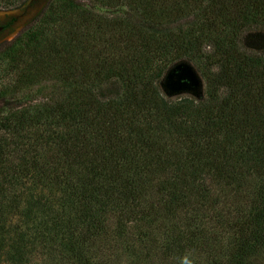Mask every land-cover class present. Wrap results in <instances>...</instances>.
Returning a JSON list of instances; mask_svg holds the SVG:
<instances>
[{"label": "trees", "instance_id": "1", "mask_svg": "<svg viewBox=\"0 0 264 264\" xmlns=\"http://www.w3.org/2000/svg\"><path fill=\"white\" fill-rule=\"evenodd\" d=\"M0 61V264H264V0H47Z\"/></svg>", "mask_w": 264, "mask_h": 264}, {"label": "water", "instance_id": "2", "mask_svg": "<svg viewBox=\"0 0 264 264\" xmlns=\"http://www.w3.org/2000/svg\"><path fill=\"white\" fill-rule=\"evenodd\" d=\"M47 0H29L22 10H13L0 13V19L13 18L14 24L10 32L20 30L40 12ZM166 87L173 90H187L198 85V74L187 63L181 62L174 65L166 74ZM199 79V81H198ZM201 82V81H200Z\"/></svg>", "mask_w": 264, "mask_h": 264}, {"label": "rangeland", "instance_id": "3", "mask_svg": "<svg viewBox=\"0 0 264 264\" xmlns=\"http://www.w3.org/2000/svg\"><path fill=\"white\" fill-rule=\"evenodd\" d=\"M28 2L23 7L19 8V9H15V10H17V11L22 10L23 8H25V6L28 4ZM11 11H13V10H11ZM3 12H9V11H0V13H3ZM30 22L26 23L20 30L15 31L14 33L11 32L10 34L5 36L4 38L0 39V45L8 43L9 41H11L25 26L29 25ZM165 78H166V76H165ZM165 78H164L161 86H162L163 90L165 91V93L168 96L180 97V96H183V95H185V96L188 95V96L198 97L202 93V84L200 82L201 80L199 81L200 78L198 79L199 82H198V85L196 87H193V88L187 89V90L168 89L166 87V79ZM12 79H13V74L10 73V72L7 73L5 67L3 66L2 62L0 61V86L2 84H7L8 82H11ZM38 96H40V95H38ZM23 104H24V102L13 103L10 106H8V108H16V107H19V106H21Z\"/></svg>", "mask_w": 264, "mask_h": 264}, {"label": "flooded vegetation", "instance_id": "4", "mask_svg": "<svg viewBox=\"0 0 264 264\" xmlns=\"http://www.w3.org/2000/svg\"><path fill=\"white\" fill-rule=\"evenodd\" d=\"M13 18H5L4 20L0 19V39L4 38L11 32V28L14 24Z\"/></svg>", "mask_w": 264, "mask_h": 264}]
</instances>
